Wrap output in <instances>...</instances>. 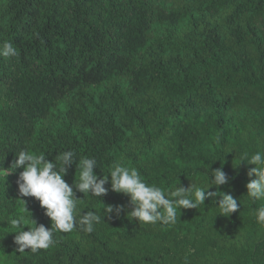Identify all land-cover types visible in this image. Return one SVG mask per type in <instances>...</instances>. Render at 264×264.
Returning a JSON list of instances; mask_svg holds the SVG:
<instances>
[{"label":"trees","instance_id":"obj_1","mask_svg":"<svg viewBox=\"0 0 264 264\" xmlns=\"http://www.w3.org/2000/svg\"><path fill=\"white\" fill-rule=\"evenodd\" d=\"M5 41L19 54L0 57V264H264L253 211L264 201L246 196L255 166L241 163L264 151V0H0ZM21 150L50 162L73 150L100 178L121 164L165 189L204 186L223 164L219 191L239 211L218 215L217 197L168 225L105 216V205L131 210L109 184L103 198L76 192L77 220L101 216L92 233L57 231L49 249L19 253L31 216L51 228L40 202L19 196Z\"/></svg>","mask_w":264,"mask_h":264},{"label":"clouds","instance_id":"obj_2","mask_svg":"<svg viewBox=\"0 0 264 264\" xmlns=\"http://www.w3.org/2000/svg\"><path fill=\"white\" fill-rule=\"evenodd\" d=\"M18 49L11 42L5 41L0 45V57H16ZM11 169H23L17 180L20 197H34L45 209V215L51 220V228L37 224L32 219V227L25 231L16 232L14 244L16 251L24 253L30 250L37 253L47 250L57 241L55 232H71L78 228L85 233H92L94 225L100 223L101 216L94 211H88L77 220L75 212L78 199L76 192L93 197L103 198L108 193L106 185H111V191L124 194L130 198L131 210L124 205H105L107 215L115 213L119 217L121 212L127 211V217L138 220L144 224L162 223L164 225L176 222L177 211L181 209H197L198 205L205 204V200H212L217 204L219 197V214L231 217L239 211L237 199L231 194L219 191L222 186L230 183L228 175L223 169L207 170V182L204 186L192 182L187 189L181 183L174 189H165L156 184H149L142 179L136 168L125 167L121 164L112 166L110 172L100 178L94 169L100 168L94 157L77 158V153L67 150L59 153L53 162L43 154H33L21 150L16 154ZM254 165L248 171L249 182L246 184L247 197L255 201H264V151L249 153L245 151L241 163ZM240 163V164H241ZM75 164L78 171L74 185L70 186L66 180L68 169ZM9 174L4 168L0 175ZM110 174V180H109ZM216 188L217 191H210ZM75 189V191H74ZM24 202L23 199H20ZM256 222L264 225V203L253 209ZM104 216V217H105ZM27 221L23 216L10 219L9 224L17 229Z\"/></svg>","mask_w":264,"mask_h":264}]
</instances>
